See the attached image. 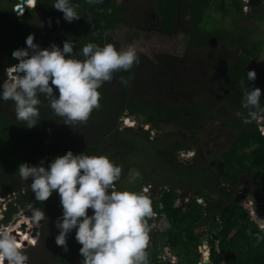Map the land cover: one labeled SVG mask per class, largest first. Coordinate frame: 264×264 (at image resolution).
Here are the masks:
<instances>
[{
  "label": "trees",
  "instance_id": "1",
  "mask_svg": "<svg viewBox=\"0 0 264 264\" xmlns=\"http://www.w3.org/2000/svg\"><path fill=\"white\" fill-rule=\"evenodd\" d=\"M147 1L73 0L81 16L69 23L52 7L53 0H37L23 13L15 10L18 0L7 5L0 0V83L6 68L17 63L12 51L26 47L29 34L41 47H62L69 39L74 51L88 42L113 43L120 49L115 29L150 26L168 34L185 31L193 52H216L212 67L189 56L160 54L152 61L138 53L130 70L114 72L101 86L100 106L90 118L72 126L54 114L47 100L32 128L16 120L12 101H0V195L17 194L0 222H10L31 205L46 212L36 245L25 251L27 264H80L72 261L75 254L82 259L75 230L67 251L55 242V221L62 214L59 195L35 200L30 181H22L16 172L22 162H48L68 150L107 155L120 165L116 190L142 192L148 187L153 207L147 218L148 264H199L198 245L207 228L217 234L209 240L212 264H264V230L237 196L247 191L264 198V114L250 123L236 115L247 114L242 100L251 86L264 89V38L246 25L264 23V0H150L151 7L144 5ZM215 5H228L233 26L209 21L206 13ZM225 47L228 51L217 53ZM250 69L257 72L255 81L247 80ZM260 104L264 106V95ZM126 118H134L135 124H125ZM209 127L215 129L213 136L204 140ZM152 130L154 137L149 136ZM189 151L195 152L190 165L180 160ZM134 171L139 175L134 177ZM186 198L189 203L184 205ZM153 222L156 227H151ZM170 254L178 257L176 263Z\"/></svg>",
  "mask_w": 264,
  "mask_h": 264
},
{
  "label": "clouds",
  "instance_id": "2",
  "mask_svg": "<svg viewBox=\"0 0 264 264\" xmlns=\"http://www.w3.org/2000/svg\"><path fill=\"white\" fill-rule=\"evenodd\" d=\"M29 1L20 13L26 6L37 5V0L33 5ZM51 5L69 23L80 19L73 0H53ZM25 44L26 47L11 53L17 63L6 68V78L0 83V101H12L16 120L26 122L28 128L38 124L43 100L48 101L55 115L64 118L65 124L86 122L93 109L100 106L101 86L113 79L114 72L128 71L138 61L135 45L119 49L113 43L88 42L74 51V43L69 39L62 47L56 43L41 47L34 34L26 37ZM256 78L255 69L247 71L248 81ZM121 82L128 81L122 78ZM262 95L264 89L260 87L251 86L245 92L242 107L248 112L236 113L243 117L244 123L264 114ZM16 172L22 181H30L35 200L44 202L53 193L59 195L62 214L55 221L58 229L55 242L67 251L69 235L75 230V240L81 245L80 264H148L147 218L153 215L151 198L147 189L116 190L114 182L119 180L122 169L109 156L68 150L48 162L43 159L38 164L22 162ZM12 193L16 192L9 194ZM45 215L40 208L32 210L36 222ZM39 235L35 237L36 243ZM256 235L259 237V233ZM28 245L36 244L28 242ZM5 260L7 264L28 261L22 242L10 230L0 231V264Z\"/></svg>",
  "mask_w": 264,
  "mask_h": 264
},
{
  "label": "rangeland",
  "instance_id": "3",
  "mask_svg": "<svg viewBox=\"0 0 264 264\" xmlns=\"http://www.w3.org/2000/svg\"><path fill=\"white\" fill-rule=\"evenodd\" d=\"M2 1H3V5L4 4L7 5L9 3L8 0H2ZM145 1H147V0H145ZM29 3L31 5H33L34 0H30ZM0 4L2 5V3H0ZM144 5L145 6L148 5L151 7L152 3L150 0H148ZM16 7H17V5H15V8ZM244 10L247 11V8L245 7ZM230 13L231 12H230L228 5L225 8H222L221 5H218V6L215 5V7L212 9V11L207 12L206 15H208V14L211 15V19L209 21L213 20V22H215V23H216V21H218L219 25H222L223 24L222 20H225L226 22H229V24H228L229 26H233V23H232L233 18H232ZM246 25L249 28L253 29V31H254L253 35L254 36H256L258 38H261V37L264 38V23L248 22V23H246ZM115 37L120 42V49L127 48L129 45H135V47L137 49V54L141 53L143 56H147L152 61H156L155 57H157V55L162 54V55L170 56L172 58H174V57L175 58H177V57L182 58L185 56H189L190 59H194V60L198 61L199 64L208 65L209 67L216 65V64H214V61L216 60V57H215L216 52H214V53L213 52L212 53L211 52H193L188 45V40L186 38L185 31H183V30L178 31L174 34H168V33L161 32L158 29L152 28L150 26L147 28H144V29H140V30H127V29L125 30V25H122V26H119L117 29H115ZM130 37H135V38L131 39ZM224 49H226V50H224ZM224 49L222 51H218L217 53H224V52L228 51L227 47H225ZM218 60H219V56H217V62H218ZM127 119H130V120L128 121ZM127 119L124 120V123L127 125H134L136 122L134 120V118H127ZM150 128H151V125H150ZM210 131L203 134L204 140L212 138L213 135H210V134L214 131V129L211 131V133H210ZM156 134L157 133L155 132V130H152L149 136L154 137ZM192 154H193L192 151L186 152L181 157L180 160L182 162L190 165L191 161H189L188 159L192 157ZM138 175H139V173L134 171L133 176L135 177ZM133 176L131 177V180L133 179ZM237 196L240 199V202L242 204H244L246 207L250 208L252 215L255 216L253 206H254V204H257L256 203L257 197H255L254 194H252L251 192H250V194H247V191L238 192ZM198 200H199V202H201L204 205L205 202L203 199H198ZM176 203L180 204V201L177 200ZM183 203H184V205H186L189 203V200L186 198L183 201ZM33 209H34V207L31 205L28 208L19 210L17 213H15L13 215L11 221H13L14 218L17 219L22 215L30 216L32 218V210ZM90 211L91 210H89V212ZM25 220H27V219H24L23 222H25ZM7 224H9V222L8 223L0 222V226L1 225H7ZM29 225L31 226L30 223H29ZM167 226H168L167 223L163 224L162 226H160V230L161 231L165 230ZM151 227H156V224L154 222L151 223ZM39 228H40V225H39ZM204 231L205 232L201 234L202 242H203V240H207L206 238L209 235L211 236V234H209V228H207ZM30 237H32V238H29V244L33 240V238L35 239V237H33V236H30ZM207 242L208 241H206L205 244L200 243L198 245V249H199V252L201 253V255H204L203 250L206 249L205 247L210 249ZM30 246H32V245H27V246L24 245L23 250L27 251L30 248ZM208 256H209V254L206 253V257H208ZM52 257H53V255L51 253L50 258H52ZM171 257H172L171 258L172 263H176L178 261L177 256L172 255ZM206 257H204V262L206 261V259H205ZM56 259H58V258H56ZM72 261L80 262L81 258L75 254L72 258ZM199 264H202V263L200 262Z\"/></svg>",
  "mask_w": 264,
  "mask_h": 264
},
{
  "label": "water",
  "instance_id": "4",
  "mask_svg": "<svg viewBox=\"0 0 264 264\" xmlns=\"http://www.w3.org/2000/svg\"><path fill=\"white\" fill-rule=\"evenodd\" d=\"M27 1H29V0H20L21 4H19L16 7V9H15L17 13H20L23 10V8H24V6H25V4H26ZM48 22H49V24L52 23V17L51 16H48ZM15 196H16V193L8 194V195L4 196V200H7L8 201V200L14 198ZM256 203L257 204H254V206H253L254 214H255L254 217H255L257 223L260 224L262 227H264V198H257ZM43 220L44 219H42L39 222H36V221H34L32 219V223L34 224V227H33L32 231H30V232H31V234H32L33 237H37L39 235V226L37 225V223L38 224H41L43 222ZM27 227H28L27 222H22L16 229H13L11 232H12V234H14V235L17 236L18 240H20V238L22 239V234L21 233L26 232ZM211 236L217 238V234H215V233H213ZM211 236L209 235L206 238L207 240H203L202 243H205L206 241H209ZM25 245L26 246L28 245V242L27 241H25ZM203 257H204V255H203ZM205 259H206L205 262H204V260H201V263L202 264H212L210 257H206Z\"/></svg>",
  "mask_w": 264,
  "mask_h": 264
},
{
  "label": "built area",
  "instance_id": "5",
  "mask_svg": "<svg viewBox=\"0 0 264 264\" xmlns=\"http://www.w3.org/2000/svg\"><path fill=\"white\" fill-rule=\"evenodd\" d=\"M145 189L148 190V187H146ZM11 201H12L11 199L8 200V201L4 200V196L0 195V219L1 220L5 217V214H6L7 210L9 209V203ZM24 219H27L28 222L32 225V227L30 229H28L29 227H27L26 231H32V229L34 227V224L32 223V218L30 216H26V215L25 216L22 215V216H20L17 219L14 218V220L9 222V224H7V225H1L0 226V231H4V230L12 231L13 229H16L22 223V221ZM28 226H30V225H28ZM32 244H36V239H35V242H32ZM4 264H7L6 260L4 261Z\"/></svg>",
  "mask_w": 264,
  "mask_h": 264
},
{
  "label": "bare ground",
  "instance_id": "6",
  "mask_svg": "<svg viewBox=\"0 0 264 264\" xmlns=\"http://www.w3.org/2000/svg\"><path fill=\"white\" fill-rule=\"evenodd\" d=\"M34 2H35V0H34ZM27 225H29L28 222H27ZM31 227H32V225L29 226L28 229H30ZM29 232H30V231H26V232L21 233V234H22V239L20 238L19 241L22 242L23 247H24V245H25V241L29 242V238H32V237H30L31 234H30ZM205 248H206V249H204L205 252L209 254V249H208L207 247H205Z\"/></svg>",
  "mask_w": 264,
  "mask_h": 264
},
{
  "label": "flooded vegetation",
  "instance_id": "7",
  "mask_svg": "<svg viewBox=\"0 0 264 264\" xmlns=\"http://www.w3.org/2000/svg\"><path fill=\"white\" fill-rule=\"evenodd\" d=\"M214 129V127H209L208 129H207V132L208 131H212ZM215 130V129H214ZM211 131H210V133H211ZM214 138H215V136H214ZM217 139V138H216ZM212 151V150H211ZM190 152V151H189ZM193 152V154H192V157L191 158H189L188 160L189 161H191V163H192V160H193V158H194V156H195V152L194 151H192ZM190 157V156H189Z\"/></svg>",
  "mask_w": 264,
  "mask_h": 264
},
{
  "label": "crops",
  "instance_id": "8",
  "mask_svg": "<svg viewBox=\"0 0 264 264\" xmlns=\"http://www.w3.org/2000/svg\"><path fill=\"white\" fill-rule=\"evenodd\" d=\"M247 194H250V192H248ZM259 198H262V197H259ZM201 243H202V241H201ZM207 243H208V246H209V241H208ZM204 244H205V243H204ZM209 247H210V246H209ZM209 252H211L210 249H209ZM208 257H210V254H209Z\"/></svg>",
  "mask_w": 264,
  "mask_h": 264
}]
</instances>
